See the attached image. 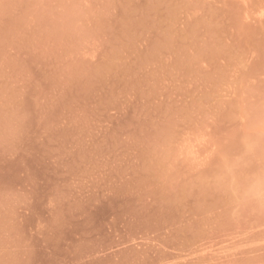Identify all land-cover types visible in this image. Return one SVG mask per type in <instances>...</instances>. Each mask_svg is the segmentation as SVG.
<instances>
[{
    "label": "rangeland",
    "instance_id": "374dc122",
    "mask_svg": "<svg viewBox=\"0 0 264 264\" xmlns=\"http://www.w3.org/2000/svg\"><path fill=\"white\" fill-rule=\"evenodd\" d=\"M0 264H264V0H0Z\"/></svg>",
    "mask_w": 264,
    "mask_h": 264
}]
</instances>
